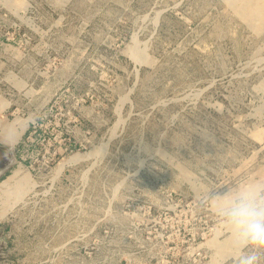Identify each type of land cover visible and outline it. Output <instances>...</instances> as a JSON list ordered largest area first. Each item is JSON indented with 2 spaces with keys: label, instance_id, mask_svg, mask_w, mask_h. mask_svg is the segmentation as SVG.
I'll return each mask as SVG.
<instances>
[{
  "label": "rangeland",
  "instance_id": "rangeland-1",
  "mask_svg": "<svg viewBox=\"0 0 264 264\" xmlns=\"http://www.w3.org/2000/svg\"><path fill=\"white\" fill-rule=\"evenodd\" d=\"M8 164L0 264H264L207 197L264 179V0H0Z\"/></svg>",
  "mask_w": 264,
  "mask_h": 264
},
{
  "label": "clouds",
  "instance_id": "clouds-1",
  "mask_svg": "<svg viewBox=\"0 0 264 264\" xmlns=\"http://www.w3.org/2000/svg\"><path fill=\"white\" fill-rule=\"evenodd\" d=\"M220 189L207 193L216 215L231 229L238 244L264 249V179L245 180L226 186L224 191ZM257 258L256 254L245 256L240 264H256Z\"/></svg>",
  "mask_w": 264,
  "mask_h": 264
},
{
  "label": "bare ground",
  "instance_id": "bare-ground-1",
  "mask_svg": "<svg viewBox=\"0 0 264 264\" xmlns=\"http://www.w3.org/2000/svg\"><path fill=\"white\" fill-rule=\"evenodd\" d=\"M19 136H20V134H17V133H14V132H9L8 133V136L6 137V139H7V142H10L11 144L12 143H15V142H17L18 141V139H19ZM1 170V169H0ZM18 172L19 171H15L12 175H10L9 176V178L7 179V180H4L2 183H4V184H7L8 182H9V180L10 179H12V178H14V177H17L16 176V174H18ZM23 178H25V176L24 177H22V178H20V180H18V182H21V180H23ZM15 179V178H14ZM13 179V180H14ZM11 181V180H10ZM24 188V187H23ZM15 193H20V191H21V189H18V188H15ZM19 195V194H18ZM14 196H16V195H14ZM16 201V200H15Z\"/></svg>",
  "mask_w": 264,
  "mask_h": 264
},
{
  "label": "water",
  "instance_id": "water-1",
  "mask_svg": "<svg viewBox=\"0 0 264 264\" xmlns=\"http://www.w3.org/2000/svg\"><path fill=\"white\" fill-rule=\"evenodd\" d=\"M9 166H10V164H8L7 166H5L4 168H0L1 170H0V175L2 174V173H4L8 168H9Z\"/></svg>",
  "mask_w": 264,
  "mask_h": 264
}]
</instances>
